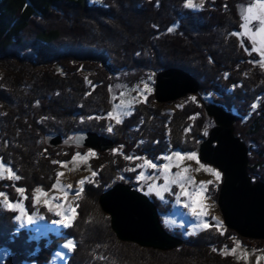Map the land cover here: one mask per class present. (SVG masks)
<instances>
[{
    "label": "trees",
    "instance_id": "obj_1",
    "mask_svg": "<svg viewBox=\"0 0 264 264\" xmlns=\"http://www.w3.org/2000/svg\"><path fill=\"white\" fill-rule=\"evenodd\" d=\"M255 1L207 0L196 12L185 7L186 0H0V64L7 69L4 86H0V160L9 163L21 177L19 181L0 180V191H7L13 200L24 198V204L33 210L35 187L50 189L55 182L57 164L51 159H68L76 148L65 147L67 155L55 156V148L47 142L48 134L69 136L88 129L105 135L101 131L112 108L116 82L124 83L114 90L117 94L124 85L138 82L145 71L159 72L169 67L192 73L200 82V92L205 93L221 94L224 85L219 84L243 81L244 88H238L232 96L216 98V103L230 111L235 108L239 118L249 115L245 129L239 127L238 118L234 130L249 147L256 146V156L249 157L247 171L255 181L264 182V73H257L256 80L241 77L250 56L249 50L245 51L249 45L232 35L242 31L245 9ZM39 65L42 68L35 71ZM82 69L93 72L91 86L86 85ZM218 76L222 81L218 82ZM150 102L156 104L154 94ZM147 103L138 106L117 127L118 134L111 136L117 145H125L126 156L134 149L157 157L166 144L171 153L197 151L198 142L205 138L202 130L207 122L198 105L190 103L176 110L170 121L172 134L167 139L155 124L160 108L171 102L157 104L156 108ZM197 112L202 115L188 135L184 130L191 114ZM99 116L101 121L95 119ZM80 117L85 121L79 122ZM137 125L139 129H134ZM141 139H147V143L137 148ZM106 162L97 169V184H85L77 201V217L69 228L49 231L36 240L30 230L17 231L16 212L0 203V249H9L3 264H47L65 235L77 241L67 264H234L218 250L231 246V237L237 233L226 228L221 234L212 221L208 228L189 235L182 246L172 250L120 240L99 197L115 183L113 177L127 162L120 155ZM129 176L120 181L133 184L135 176ZM17 186L25 187L23 197ZM217 196L215 191L213 197ZM153 200L159 212L167 210L158 199ZM174 234L181 236L180 232Z\"/></svg>",
    "mask_w": 264,
    "mask_h": 264
},
{
    "label": "rangeland",
    "instance_id": "obj_2",
    "mask_svg": "<svg viewBox=\"0 0 264 264\" xmlns=\"http://www.w3.org/2000/svg\"><path fill=\"white\" fill-rule=\"evenodd\" d=\"M93 1H95V0H93ZM193 2L196 4H199L200 0H193ZM206 2H207V0H204V5ZM260 3H264V0H256L253 4L249 5V7H252L254 5H258ZM203 7L190 8V9L198 12V11H201L203 9ZM247 8H248V6H247ZM247 8L245 9V13H244L243 17L248 15V13L246 11ZM242 20H243V18H242ZM243 22H244V20H243ZM176 27H177V24L172 27V30L175 29ZM243 32H244V30L242 29L241 33H243ZM239 37H240V39H242V41H244L247 45H249L247 47L249 48L248 49L249 52H251V48H252L251 34H246V35L239 36ZM256 39H257V47H259L260 37L257 36ZM260 60H261V56H260L259 52H251V55L246 60V64H245L244 68L242 69V73L240 74L241 77L244 78V75H245V77H250L251 79L256 80L254 78V76L257 73H264V66H260L259 63H253V61L258 62ZM41 68H42V66L39 65V66L35 67V71H38ZM6 73H7V69L3 65L0 64V86H4V82H3L4 80H2V79L5 78ZM157 73L158 72H156L155 70L145 71L143 73V75L140 77V79L138 80V82L136 81L132 85H126V86L124 85L123 90L117 94H116V91H114V90L120 89L122 84H124V83H123V80H120V82L122 84H119V82H116V84L113 87L114 88L113 96L111 97L112 98L111 101H113L112 106H111L112 107L111 111H113V109L117 105H119L122 100L124 101L125 107L129 111V115L121 117L122 123L127 118H130L134 112H136L138 106L142 105L143 103H147L150 95L154 94L155 79H156ZM92 74H93V72L91 70H84V69L81 70V75H82L83 79L86 81V85H88V86L92 85V80H91ZM227 74L228 73H226V75ZM149 77H151V80H149ZM217 80H219L218 82H220V81H222V78H220L218 76ZM145 83L148 84V87L150 89V91H148L146 93V99H145V95H144V84ZM219 85H224L222 88V89H224V93L220 94V93H216L214 91H210V92L205 93V92H200V90H199L195 94H188L187 96L180 98L176 101H173L171 103L166 102L168 104L164 105L162 108H160L161 109L160 110L161 115H160V118H158L159 122H156L155 127L156 128H162L163 129V132H162L163 135H165V137L167 139H169L171 137V134H172V132H171L172 127L170 124L172 115L176 112V110L182 109L183 107L189 105L190 103H195L196 105H198V107H200L203 110L202 112L206 116V119H207L206 127L204 128V130H202V132L204 134L205 131H207V134H208L209 130L215 125V122H214V119L212 117H208L206 115L205 110H204V105L207 103H210V102L216 103L217 102L216 98H223L224 94L232 96L236 93V90L238 88H244L243 81L239 82L238 84L227 85L225 83H221ZM192 97H196V100H192ZM155 102H156V104L150 102V104L147 103V105L151 108L159 107V106H157V104H161V103L156 101V99H155ZM231 112H233L237 115V120L234 123L235 129H236V124H238L237 122L239 121L238 118H239L240 114H238V112L235 108H233L231 110ZM200 115H202L200 112H197L195 114H191V116L189 118L190 122L184 130V132L186 134L189 135L190 133H192V131H193L192 127L195 123V120ZM248 116L249 115H247V116L242 115V118L241 117L239 118L241 120V122H240L241 124L239 125V127L243 130L245 129L244 128L245 127L244 121L248 120V118H249ZM89 119L93 120L94 116H90ZM95 119L97 121L102 120L101 116H99V119H97V118H95ZM78 120H79V122L85 121V119L82 117H80ZM122 123L116 124L114 119L109 118L107 116L105 124H104L101 132L105 133V135L109 136V137L116 136L118 134L116 132L117 127L119 125H122ZM110 125L113 127V131L111 133L107 131V128ZM139 125H141V123H139ZM139 125H137V127H134V129H139V127H140ZM134 129L132 128V130H134ZM74 134L69 135V136L62 135L63 136V142L60 145L54 147L55 151H56L55 156L59 155V154L62 156L67 155L68 150L65 147L74 146L76 148L74 149V152L71 153V157L68 159L60 160L56 157H53L51 159V163H52V161L61 162V163H57V167L54 169V172H55L54 184H56V181L58 178L59 179V185L55 188L52 186L50 189H45L42 185L36 186L35 189L37 187H40L42 189V193H46V195L37 194L35 192V189L33 190V196H32V204L34 207L33 210H29V208L24 204V202H25L24 198L13 200V199H11V197L7 191H0V192L5 193L6 196L8 197V199L11 200L12 203L19 202L20 204H22L25 208V212L27 213V215H31L33 217V222L30 224L27 223V215L22 217L21 221H16V219L14 217V222L17 224V227H18L17 231H19L21 229L30 230L32 232L31 237L36 238V240L39 239L40 236L48 233L49 231L58 232L61 229H65L63 224L55 223V221L62 219L61 216H57L55 214L56 204L62 205V208L59 210L64 214L63 218L68 219L69 223H71V225H72L73 222L75 221L76 217H77V214H78V211H77V204L78 203H77V201H79V199L81 198V196L83 194V188H84L85 184L86 183H92V182L94 184H97V178L99 175L97 169H101V167H104L107 164L106 161H108V159H111V158L114 159L116 155H120L121 158L126 157V155L123 153V151L125 149V145H117V143H116L114 148H111L108 151H104V152H107L108 154H106V155L101 154L100 155V154H98L99 152L96 150L76 146L73 143ZM204 136L206 137L205 134H204ZM112 138H114V137H112ZM146 141H147V139H141L136 143L135 146L137 148H140L143 144L147 143ZM191 141H193L192 136H191V138H189V142H190L189 144L192 143ZM156 143H157V141H156ZM249 146L250 145H248V147ZM255 147H254V145L249 147V157L250 158L256 156V152H254V150H256ZM81 149H83V150H81ZM169 149H170V145L166 144L165 151L162 152L157 157L137 153V150L134 151V149L130 150L127 156H132V157H134V159L133 160L125 159L127 163L125 165H122L121 171H118V173L115 174L112 181L115 182L114 184H116L117 182L122 180L121 177H123V179L127 180V179H130L129 175L133 174L135 177L132 181L131 180L130 181L133 184L140 185L141 187H139L138 189L147 193L149 183H155L157 186H162L164 184V175H163V167H162L164 164L169 165V173H168L169 180L172 179V177L175 175L176 172L181 171L185 167H189L190 171L188 173L184 174L186 176H190L193 180L192 184H186L185 185V187L188 189L189 192H192L194 188H198L200 186V182H202V181L203 182L213 181V183L211 185H206L208 191L204 194L205 199L203 201V203L205 205V209H204L205 215H202L199 218L194 217L191 214L189 208H186L184 206L185 203L190 204L192 202L190 197L181 196L180 202L177 203L176 198H175V193L180 192L181 189H180L179 185H177V184H170L169 185L170 191L163 193V196H164L163 200L160 199V197L156 196L155 191L151 194H148L152 199H153V197L158 199L162 203L163 208L167 209L164 212H160L163 224L166 226L167 229H169L173 233L180 232L181 236L182 237L185 236L186 239H188L190 237L189 235H194L197 233L199 234V232L208 228V227H205V224L210 226V221H212V223L214 222L213 224H214L215 228H217L218 231L224 233L227 227L223 221V216H222L220 207L218 205V201H217L218 197H217V199H215L213 197L215 191H218V194H219L220 186H221V183L223 180L222 172L220 170H218L217 167L201 161L199 159L198 151H193V152L197 153V158L199 160V164L195 160L185 159L182 162L177 161L175 159V157H173L172 160H167V159H165V157L172 155V153L169 152ZM89 152H92L93 155L89 156L88 155ZM177 152H181V151H177ZM191 152H189V153H191ZM77 153H79L80 155L77 156L76 155ZM181 153L185 154L188 152H181ZM73 157H76V159H73ZM135 157H140V159H135ZM145 159L152 160V162L157 165V168L152 169V168H149L146 165H144ZM0 161H2V160H0ZM3 164H4V169H7V168L12 169V167L9 165V163L3 162ZM99 164H100V166H98ZM200 164H203L206 168H213V169L219 171L221 173L220 180L217 181L215 179V177L210 172L205 171L204 168H200ZM138 165H144V166L143 167H137ZM177 165H179V167H177ZM198 168H200V170L196 171V169H198ZM4 169H0V173H2L5 177L3 180H8V178H7L8 172L5 171ZM132 169H135V171H133ZM12 171L20 176V174H18L17 171H15L13 169H12ZM141 171L145 172L146 177L144 179H141L138 181L137 176L139 175V173ZM93 172L97 173V175L95 177L92 176ZM58 173H63V175L58 177L57 176ZM148 177H150V179ZM252 178L255 181V178L254 177H252ZM81 179L85 180V183L83 185H80L78 183ZM68 185H72V188L71 189L67 188ZM18 188H23L24 193H25V187L24 186H17L16 191ZM81 189H82V191H80V194L77 195L76 194L77 190H81ZM65 193H67V195H65ZM37 195H40V203L39 204L34 202V198ZM20 196L23 197L24 194L23 195L20 194ZM45 200H48L52 204L54 211H51V212L48 211L47 206H45V204H44ZM3 201H4V197H0V203H1L2 207H4ZM198 210H199V208H198ZM15 212H16V215L20 214L19 210L15 211ZM73 212L75 213L74 219L72 218ZM185 213H190V216L186 219V221H185V219H183ZM49 215L53 218L48 217ZM105 215H106V217L110 218V216L107 213H105ZM40 216H43L44 219H39ZM213 217H217L221 221L219 228L216 226V221L214 219H212ZM166 221L168 223H165ZM110 223H111V221H110ZM64 237H65V240L59 245L58 250L54 253L50 262L47 264H67L68 257L72 253L73 250L69 251L68 249H65L63 247V245L69 239H71L74 242V248H75L77 241L72 236L65 235ZM242 238L244 239L245 237H242L240 235L232 236L231 237L232 245L231 246H224L222 249L218 250V253H220L223 257H226V258L229 257L232 260V262H234V264H264V242H261V240H264V239L257 240V239L246 238L247 240L245 241V240H242ZM127 242H129V241H127ZM132 243H135V242H132ZM135 244H137V243H135ZM137 245H139V244H137ZM233 249L235 251H233ZM8 253H9L8 248H1L0 249V264L4 263L6 256L9 255ZM57 253H59L60 255L57 256ZM23 264H37V263L35 261H25V262H23Z\"/></svg>",
    "mask_w": 264,
    "mask_h": 264
},
{
    "label": "water",
    "instance_id": "obj_3",
    "mask_svg": "<svg viewBox=\"0 0 264 264\" xmlns=\"http://www.w3.org/2000/svg\"><path fill=\"white\" fill-rule=\"evenodd\" d=\"M199 90L200 82L184 69L169 67L156 74L154 96L160 103L173 102ZM204 110L215 125L198 142L197 151L201 161L222 172L217 201L223 221L242 237L264 239V182L254 181L247 171L249 147L235 134L237 115L215 102L205 104ZM47 142L52 147L60 145L62 133L51 132ZM73 143L104 152L114 148L117 141L82 129L74 134ZM99 203L122 241L164 251L182 246L186 239L166 228L154 200L133 184L117 182L100 195Z\"/></svg>",
    "mask_w": 264,
    "mask_h": 264
},
{
    "label": "snow or ice",
    "instance_id": "obj_4",
    "mask_svg": "<svg viewBox=\"0 0 264 264\" xmlns=\"http://www.w3.org/2000/svg\"><path fill=\"white\" fill-rule=\"evenodd\" d=\"M249 3H251V0H249ZM204 6V0H200L199 4H196L193 2V0H186L185 3V7L187 8H199V7H203ZM247 13L248 15L243 17L244 22L240 25V27L244 30L243 33L241 32H233L232 35L233 36H243L246 34H251V40H252V48H251V52H259L260 56H261V60L256 62L253 61V63H259L260 66H264V3H260L258 5H254L252 7H248L247 8ZM169 32L172 31L171 28L168 29ZM259 36L260 40H259V47H257V39L256 37ZM242 46H243V42ZM245 51H248L247 48H245ZM251 52H249V54L251 55ZM149 80H151V77H149ZM150 91L148 84L145 83L144 84V95H145V99H146V93ZM192 100H196V97H192ZM38 103V102H37ZM253 109H256L257 105L253 104L251 106ZM129 115V111L128 109L125 107L124 101L122 100L121 103L119 105H117L113 111L108 112V117L112 118L115 120L116 124H121L122 123V119L121 117L123 116H127ZM97 119H99V117H97ZM108 132H112L113 131V127L110 125L107 128ZM205 135H207V131H205L204 133ZM77 156H79L80 154L77 153ZM88 155H93L92 152H89ZM173 157H175V159L177 161H184L185 159L187 160H195L198 164H199V160L197 158V153L196 152H191V153H185L182 154L181 152H174L172 153V155L170 156H166L165 159L167 160H172ZM73 159H76V157H73ZM125 159L127 160H133L134 157L132 156H126ZM135 159H140V157H135ZM53 164H57V163H61L59 161H52ZM144 165H146L149 168L152 169H156L157 165L155 163L152 162V160L149 159H145L144 160ZM144 165H138L137 167H143ZM163 175H164V184L162 186H157L155 183H149L148 184V191L146 194H151L155 191L156 196L160 197V199H164L163 193L165 192H169L170 188L169 185L170 184H177L179 185L181 191L178 193H175V198L177 203L180 202L181 196H186V197H190L192 202L189 203H185V207L189 208L191 214L194 217L199 218L202 215H205V205L203 203L205 196L204 194L208 191L206 185H211L213 183V181H207V182H200V186L198 188H194L192 192H189L188 189L185 187L186 184H192L193 180L190 176H186L184 175L185 173H188L190 171L189 167H185L183 168L181 171H178L175 173V175L172 177L171 180H169V165L168 164H164L163 166ZM177 167H179V165H177ZM200 168H204L205 171L210 172L217 181L220 180L221 178V173L213 168H206L203 164H200ZM200 168L196 169V171H199ZM0 169H4V164L2 161H0ZM5 171L8 172V176L7 178L10 180H14V181H19L21 179V177L19 175H17L15 172L12 171L11 168H7L4 169ZM133 171H135V169H132ZM63 175V173H58L57 176H61ZM97 175L96 172L92 173V176L95 177ZM146 177V174L144 171H141L139 173V175L137 176V180H141L144 179ZM5 177L2 173H0V180H3ZM150 179V177H148ZM121 179H123V177H121ZM80 185H83L85 183L84 179H81L78 182ZM59 185V179L57 178L56 184L53 185V187H57ZM67 188L71 189L72 185H68ZM81 190H77V195L80 194ZM17 192H19L21 195L24 194V189L23 188H18ZM35 192L37 194H41V195H46V193H42V189L40 187H37L35 189ZM65 195H67V193H65ZM0 197H4V201H3V205L6 209H8L9 211H17L19 210L20 214L15 216L16 221H21L22 217L26 216L27 213L25 212V208L22 204H20L19 202L17 203H12L11 200L8 199V197L6 196L5 193L0 192ZM27 198V197H25ZM34 202L39 204L40 203V195L35 196L34 198ZM45 206H47L48 211H54L52 204L48 201L45 200L44 201ZM62 208L61 204H56L55 206V214L57 216H61L62 219L55 221V223L58 224H63V226L65 228H69L71 227V223H69L68 219H64L63 216L64 214L59 210ZM199 208V210H198ZM75 217V213L73 212V219ZM39 219H44L43 216H40ZM212 219H214L216 221V226L219 228L221 221L219 220V218L217 217H213ZM33 222V217L31 215H27V223H32ZM165 223H168L167 221ZM205 227H209V225L205 224ZM223 234V233H221ZM63 247L65 249H68L69 251H72L74 248V242L73 240L69 239L64 245ZM233 251H235L233 249ZM60 254L57 253V256H59Z\"/></svg>",
    "mask_w": 264,
    "mask_h": 264
},
{
    "label": "bare ground",
    "instance_id": "obj_5",
    "mask_svg": "<svg viewBox=\"0 0 264 264\" xmlns=\"http://www.w3.org/2000/svg\"><path fill=\"white\" fill-rule=\"evenodd\" d=\"M189 216H190V213H185L183 219H185V221H186V219H187Z\"/></svg>",
    "mask_w": 264,
    "mask_h": 264
}]
</instances>
